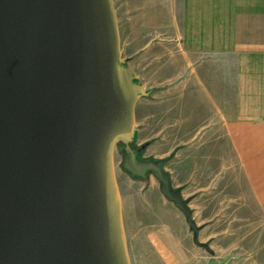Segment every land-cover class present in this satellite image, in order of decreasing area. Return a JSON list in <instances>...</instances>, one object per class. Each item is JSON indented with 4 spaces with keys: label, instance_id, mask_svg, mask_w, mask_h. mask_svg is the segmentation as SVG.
Masks as SVG:
<instances>
[{
    "label": "water",
    "instance_id": "water-1",
    "mask_svg": "<svg viewBox=\"0 0 264 264\" xmlns=\"http://www.w3.org/2000/svg\"><path fill=\"white\" fill-rule=\"evenodd\" d=\"M145 87L122 57L114 0H0V264H132L115 151L153 175L199 241L163 159L131 148Z\"/></svg>",
    "mask_w": 264,
    "mask_h": 264
},
{
    "label": "crops",
    "instance_id": "crops-1",
    "mask_svg": "<svg viewBox=\"0 0 264 264\" xmlns=\"http://www.w3.org/2000/svg\"><path fill=\"white\" fill-rule=\"evenodd\" d=\"M114 2L124 62L148 95L165 82L168 100L184 103L186 182L194 189L203 181L198 158L208 172L216 161L215 183L230 176L239 191L243 175L244 189L264 209V0ZM136 122L138 135V110ZM117 179L132 264H208L210 257L194 258L193 232L187 238L174 225L176 210L159 185L155 191V177L124 170ZM137 184L148 188L138 192ZM155 195L164 212L155 209Z\"/></svg>",
    "mask_w": 264,
    "mask_h": 264
},
{
    "label": "rangeland",
    "instance_id": "rangeland-1",
    "mask_svg": "<svg viewBox=\"0 0 264 264\" xmlns=\"http://www.w3.org/2000/svg\"><path fill=\"white\" fill-rule=\"evenodd\" d=\"M164 83L157 82L156 87L152 88V93L138 101L136 111L139 112L141 129L131 148L138 150V156H143L142 159L157 160L172 155L164 169L170 175L172 187L180 188L183 198L194 208L193 219L203 228L199 241L208 238L205 243L214 251L217 261L225 264H264V209L257 200L250 197L248 190L244 189L245 177L241 176L243 189L239 191L233 189L230 176H226V181L216 184L214 180L219 173L216 161L208 172L207 161L204 160L202 167V161L198 158L196 166L199 173L203 168L205 170L203 181L197 183L194 189L191 188L190 182H186L189 177L185 169V146L190 141V135L186 134L184 126V103H176L173 97L170 102L165 96ZM125 154V146H118L115 151V168L119 179L125 170L122 167ZM155 183V191L160 193V184H157V181ZM137 185L138 192L148 188L142 184ZM209 186L211 188H208ZM203 188H206L204 193L201 192ZM159 196L155 195L152 203L155 209H162L164 212V205L161 204L163 201ZM173 209L177 213L174 225L183 228L188 238L190 230L184 214L172 203ZM200 211L201 215L198 213ZM193 244L194 258H202L203 262L206 257L211 258L205 248L200 249L195 242Z\"/></svg>",
    "mask_w": 264,
    "mask_h": 264
},
{
    "label": "flooded vegetation",
    "instance_id": "flooded-vegetation-1",
    "mask_svg": "<svg viewBox=\"0 0 264 264\" xmlns=\"http://www.w3.org/2000/svg\"><path fill=\"white\" fill-rule=\"evenodd\" d=\"M148 95V94H147ZM147 95H145V96H147ZM145 96H142V97H145ZM138 151V150H137ZM139 157V156H138ZM140 159H142V157L140 156L139 157ZM166 164V163H165ZM165 164H164V166H165ZM165 170V169H164ZM148 176H153V175H151V174H149ZM154 177V176H153ZM156 179V178H155Z\"/></svg>",
    "mask_w": 264,
    "mask_h": 264
},
{
    "label": "trees",
    "instance_id": "trees-1",
    "mask_svg": "<svg viewBox=\"0 0 264 264\" xmlns=\"http://www.w3.org/2000/svg\"><path fill=\"white\" fill-rule=\"evenodd\" d=\"M123 144H120L119 146H122Z\"/></svg>",
    "mask_w": 264,
    "mask_h": 264
}]
</instances>
